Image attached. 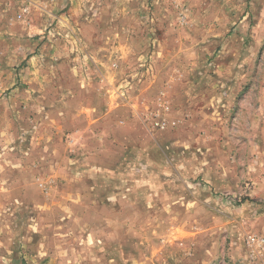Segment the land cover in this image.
<instances>
[{"label":"rangeland","instance_id":"374dc122","mask_svg":"<svg viewBox=\"0 0 264 264\" xmlns=\"http://www.w3.org/2000/svg\"><path fill=\"white\" fill-rule=\"evenodd\" d=\"M176 219L264 264V0H0V261L172 264Z\"/></svg>","mask_w":264,"mask_h":264},{"label":"crops","instance_id":"0c3cea01","mask_svg":"<svg viewBox=\"0 0 264 264\" xmlns=\"http://www.w3.org/2000/svg\"><path fill=\"white\" fill-rule=\"evenodd\" d=\"M117 109H121V110L123 109V107L121 106V104L120 105H111L110 104L109 105V108L107 110V114L110 113L111 111H114V110H117ZM129 109H131V111L133 110L131 113L137 112L134 108L132 109V108L129 107ZM143 109H144V107L140 105L139 108H138V111H142ZM134 116L136 117L137 115L132 114V117L133 118H135ZM122 123H124V121H122ZM140 125L138 127L142 129L143 126L142 125L140 126ZM187 171H189V169L185 168V166L182 164L181 165V168H180V173L182 175L184 173L187 174ZM71 201H73V200H71ZM115 201H117L119 203V200H115ZM111 202L113 203V201L110 200V203ZM43 203H44V201H43ZM71 204H73V205L76 206L78 204V200H77V202L74 201ZM105 218H107V217H105ZM105 218L103 217V219L101 220V222L105 221ZM241 219L239 220L237 217H234V221H236L238 223H240V222H248L246 220H243V219L241 220ZM107 221H110V218H107ZM175 222L177 224H180V223L181 224L180 225H176L174 227V229H171L170 232H169V235L167 236V241H169V242H167V247H170V248H168V250L171 253V257L173 258V263L172 264H174V262H175V264H217V263H219V256H216L213 252H211V249L210 248L208 249V247L206 246V240L205 239H202L203 236H204V234H205V232L207 231V229H205V231H204V229H200V227L198 226L196 230H193V229L192 230H189L188 227L185 226V223L186 222H184L183 219L181 221H180V219H176ZM203 223H205V221ZM104 227H106V226H104ZM112 228H116V230L114 231V230H112ZM230 229H232L231 230L232 231L231 233H234V234L236 233L233 228L230 227ZM215 232L216 231H211L212 234L215 233ZM54 235L55 236H58V237H61L62 233L59 231V228H57V230L55 231V234ZM201 235H202V237H201ZM55 236L54 237H51V238L52 239H56ZM91 236H92V240L93 241H94V239L95 240L98 239V240L103 241V239H105V240L108 239L109 240V239H115V238L123 240V239H125V232L123 231V228L120 225H118L117 227L110 226L105 231H103L102 234H95L94 232H92ZM47 237H48V235L45 236L44 238H47ZM190 237H192L193 239H195L192 242V245L195 246V248L193 249V252H189L187 249H180L179 247L176 246L177 244H179V241L176 240V239H181V238H188V239H190ZM44 238L42 237V239H44ZM118 243L119 242L116 241V245ZM210 243H211V245L214 246L215 243H216V240L214 238L213 239L211 238ZM52 245L53 244H50V245H47V247H44L42 249L40 248L41 250L39 249V254L42 255L41 257H43L45 255L44 256V260L41 261V264H58L57 257L56 256L54 257V252L57 251L56 250L55 243H54L53 246ZM114 246L115 245L113 244L112 245V248ZM105 247L106 246H103L101 249L104 250V254L105 255H108L110 253L111 248L109 249V251L106 252L105 251ZM57 248L59 249V247H57ZM61 248L62 249H59V251L61 252V254H63V251L66 252V249H68V247H63V245H61ZM120 251H122V252H124V254H126L125 247L124 246L122 247L121 245L118 244L117 247H115L113 249L112 254L109 255L108 257L106 256L107 259L110 262H112V260L114 261L116 259V257L114 256L113 253H115L117 255H120ZM177 253L179 255H181L182 257L179 256ZM101 254L104 255L103 253H101ZM93 255L95 257H98V255L94 254V252H93ZM189 255H191V256L189 257ZM73 256H74V254H73ZM23 257L25 259H27V261L29 263H30V260H32L34 262V260L32 259L33 257L29 256L27 253H25L23 255ZM179 257H181V258H179ZM99 258H100V256L98 257V260H99ZM76 260L77 259H75V261ZM0 264H3V262L0 261ZM110 264H114V263H110Z\"/></svg>","mask_w":264,"mask_h":264},{"label":"built area","instance_id":"2783aa9c","mask_svg":"<svg viewBox=\"0 0 264 264\" xmlns=\"http://www.w3.org/2000/svg\"><path fill=\"white\" fill-rule=\"evenodd\" d=\"M158 125H160L161 127H165L166 122H162V124H160V122L157 123ZM264 243V239L259 238L256 235H249L248 236V244L249 245H263Z\"/></svg>","mask_w":264,"mask_h":264}]
</instances>
